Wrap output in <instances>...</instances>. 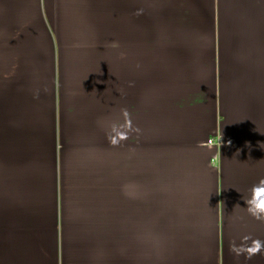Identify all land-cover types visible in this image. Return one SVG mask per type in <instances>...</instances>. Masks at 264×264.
<instances>
[{"label":"crops","instance_id":"obj_1","mask_svg":"<svg viewBox=\"0 0 264 264\" xmlns=\"http://www.w3.org/2000/svg\"><path fill=\"white\" fill-rule=\"evenodd\" d=\"M261 180L264 0H0V264H264Z\"/></svg>","mask_w":264,"mask_h":264},{"label":"clouds","instance_id":"obj_2","mask_svg":"<svg viewBox=\"0 0 264 264\" xmlns=\"http://www.w3.org/2000/svg\"><path fill=\"white\" fill-rule=\"evenodd\" d=\"M127 115V113H125ZM122 139H126L125 136L121 137ZM253 199L247 201L249 212L255 216L257 219L264 215V180L260 181V186L254 187L253 189ZM249 251H260L259 241L255 242V248L249 249Z\"/></svg>","mask_w":264,"mask_h":264},{"label":"built area","instance_id":"obj_3","mask_svg":"<svg viewBox=\"0 0 264 264\" xmlns=\"http://www.w3.org/2000/svg\"><path fill=\"white\" fill-rule=\"evenodd\" d=\"M209 143L211 144V143H213V141L211 140Z\"/></svg>","mask_w":264,"mask_h":264}]
</instances>
